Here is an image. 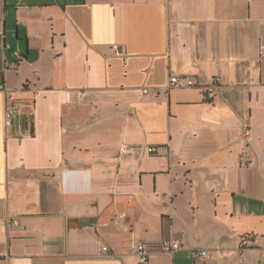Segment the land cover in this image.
Masks as SVG:
<instances>
[{
	"label": "crops",
	"instance_id": "0c3cea01",
	"mask_svg": "<svg viewBox=\"0 0 264 264\" xmlns=\"http://www.w3.org/2000/svg\"><path fill=\"white\" fill-rule=\"evenodd\" d=\"M0 83V264H264V0H0Z\"/></svg>",
	"mask_w": 264,
	"mask_h": 264
},
{
	"label": "built area",
	"instance_id": "2783aa9c",
	"mask_svg": "<svg viewBox=\"0 0 264 264\" xmlns=\"http://www.w3.org/2000/svg\"><path fill=\"white\" fill-rule=\"evenodd\" d=\"M216 80V79H214ZM216 82V81H215ZM214 82V83H215ZM194 84L190 79H182L178 76H172L169 79L168 88H177V89H189L194 88ZM0 92L6 93L5 87L3 84L0 83ZM206 97L211 100L214 97V91L210 88H206ZM16 114V110L14 108H8L5 113V124L9 125L11 120ZM243 136L248 137L249 131L244 129ZM140 147L121 144L120 145V153L121 154H128L133 155L139 150ZM159 147L150 146L144 149L145 153L148 155H157L159 153ZM13 225L17 226L18 223L16 221L13 222ZM254 235L252 233H247L243 235L239 240L238 245V253L239 255H244V252L250 246V243L253 241ZM181 249L180 244L177 241H168L160 244L156 247L157 252L164 253V254H171ZM152 248L148 247L145 243H138L135 246V255L138 259L139 264H145L149 257L152 255ZM103 251H107V247H103ZM207 257V251L204 249H197L193 251V261L194 264L200 263L204 261Z\"/></svg>",
	"mask_w": 264,
	"mask_h": 264
}]
</instances>
